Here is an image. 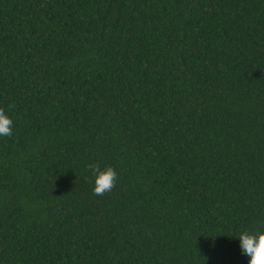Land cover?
I'll return each mask as SVG.
<instances>
[{
  "label": "trees",
  "instance_id": "trees-1",
  "mask_svg": "<svg viewBox=\"0 0 264 264\" xmlns=\"http://www.w3.org/2000/svg\"><path fill=\"white\" fill-rule=\"evenodd\" d=\"M0 107V264H249L264 0H0Z\"/></svg>",
  "mask_w": 264,
  "mask_h": 264
},
{
  "label": "clouds",
  "instance_id": "clouds-1",
  "mask_svg": "<svg viewBox=\"0 0 264 264\" xmlns=\"http://www.w3.org/2000/svg\"><path fill=\"white\" fill-rule=\"evenodd\" d=\"M13 133V120L5 109L0 107V136L10 137ZM95 177L94 195L103 196L111 192L117 184L118 173L112 166L101 169L98 163L87 165ZM242 252L250 257L249 264H264V232L242 231L239 234Z\"/></svg>",
  "mask_w": 264,
  "mask_h": 264
}]
</instances>
